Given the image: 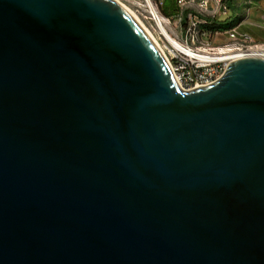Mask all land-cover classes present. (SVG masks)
Instances as JSON below:
<instances>
[{
    "label": "water",
    "instance_id": "obj_1",
    "mask_svg": "<svg viewBox=\"0 0 264 264\" xmlns=\"http://www.w3.org/2000/svg\"><path fill=\"white\" fill-rule=\"evenodd\" d=\"M0 264H264V56L186 90L117 0H0Z\"/></svg>",
    "mask_w": 264,
    "mask_h": 264
},
{
    "label": "built area",
    "instance_id": "obj_2",
    "mask_svg": "<svg viewBox=\"0 0 264 264\" xmlns=\"http://www.w3.org/2000/svg\"><path fill=\"white\" fill-rule=\"evenodd\" d=\"M192 2L193 10H185L183 14L173 13L170 24H161L158 19H155L148 6H132V8L143 10V19L144 15H151L154 19L161 53L166 62L174 60V67H169L170 71L176 82L186 90L214 82L223 74L229 60V57L203 55L201 52L194 51L191 47V38L194 34L193 23H208L210 17H221L229 13L230 0H192ZM196 4L209 6V13H198ZM236 35H247L253 38L248 32L235 26L232 32L203 35V42L224 43L228 39L235 38Z\"/></svg>",
    "mask_w": 264,
    "mask_h": 264
},
{
    "label": "rangeland",
    "instance_id": "obj_3",
    "mask_svg": "<svg viewBox=\"0 0 264 264\" xmlns=\"http://www.w3.org/2000/svg\"><path fill=\"white\" fill-rule=\"evenodd\" d=\"M121 4H123L128 10H130L134 15L140 20L142 25L146 28V30L152 35L155 43L157 44L158 48L161 51V44L158 41V30L156 28V24L154 21L148 19L147 15H144L143 19V10L132 8V6H140L143 7L142 4L137 0H117ZM231 8L233 11V15L237 17L235 22L232 24L231 27L228 28H217L220 33H224L226 30L234 29V25L240 23L239 27L249 30L252 33V36L255 38L250 37V42L247 45H252L254 48H258L264 51V0H233L231 2ZM184 10H193V6H186ZM197 11V9H196ZM198 13H209V11H197ZM211 19V20H210ZM209 21H214L212 17L208 18ZM228 20V19H227ZM225 20L224 22H226ZM215 22V23H214ZM213 23H219L220 21H214ZM223 22V21H222ZM237 26V25H236ZM199 27L196 31L197 40L194 46L197 47H205L208 48L210 46H220L224 44H228L229 41L224 43L221 42H203L199 38ZM240 43H235V46L242 45Z\"/></svg>",
    "mask_w": 264,
    "mask_h": 264
},
{
    "label": "bare ground",
    "instance_id": "obj_4",
    "mask_svg": "<svg viewBox=\"0 0 264 264\" xmlns=\"http://www.w3.org/2000/svg\"><path fill=\"white\" fill-rule=\"evenodd\" d=\"M137 1H139L143 7L148 6V8L151 9L155 19H158L161 24H170L171 23V17L170 16L166 17V16L162 15L160 12V6L162 5V0H137ZM176 4H177V8H178V11L176 14H183L185 12L184 8L186 6H190V5L193 6L192 0H176ZM196 9H197V11H209V6H206L203 4H196ZM230 13H231V11L229 13L221 16V17H212V19L214 21H220L221 19H227V18H229ZM134 17L138 20V18L136 16H134ZM147 17H148V19L154 21V19H152L151 15H147ZM138 21L140 22V20H138ZM213 22L208 20V23H193L192 24V31H194V34H193V38H191V47L194 51L201 52L203 55H216L219 57H229V60L227 62V66L231 62H233L239 58H244L247 56H264L263 50L258 49V48H254V47H252V45L246 46V44H248L250 42V37L247 35H236L235 38H231V39L227 40V41H229L228 44L220 45L218 47L210 46L208 48H205V47L202 48V47L194 46V44L196 43V40H197L196 31H197L198 27H199V31H200L199 32V34H200L199 38L201 41H203V35L219 34L220 33L219 30H217L215 32H212L210 30V26ZM140 24L142 25L141 22H140ZM143 28L146 30V28L144 26H143ZM232 31H234V29L226 30L224 33L232 32ZM146 32L149 34L151 39L154 41L152 35L147 30H146ZM240 41L244 44L238 45V46L234 45L235 43L239 44ZM154 43H155V41H154ZM167 64L169 67H174V60H167Z\"/></svg>",
    "mask_w": 264,
    "mask_h": 264
},
{
    "label": "trees",
    "instance_id": "obj_5",
    "mask_svg": "<svg viewBox=\"0 0 264 264\" xmlns=\"http://www.w3.org/2000/svg\"><path fill=\"white\" fill-rule=\"evenodd\" d=\"M177 11H178V8H177L176 0H164L163 4L160 6L161 14L166 16V17H169V16L171 17V15L173 13L176 14ZM236 19H234L232 21H229V22H219V23H216V24L212 23L211 26H210V30L212 32H215V31H217L216 30L217 28H219V29L222 28L223 29V28L231 27ZM240 29L244 30V31L248 32L250 35H252V33L249 30H246V29H243V28H240Z\"/></svg>",
    "mask_w": 264,
    "mask_h": 264
},
{
    "label": "crops",
    "instance_id": "obj_6",
    "mask_svg": "<svg viewBox=\"0 0 264 264\" xmlns=\"http://www.w3.org/2000/svg\"><path fill=\"white\" fill-rule=\"evenodd\" d=\"M233 0H230V9H231V13H230V16H229V18H227V19H221L220 20V22H224L225 20H227L226 22H229V21H232V20H234V19H236L237 17H235V15H233V11H232V8H231V2H232ZM238 27H239V25H240V23H238V24H236ZM236 25H234V26H236ZM240 28V27H239Z\"/></svg>",
    "mask_w": 264,
    "mask_h": 264
}]
</instances>
